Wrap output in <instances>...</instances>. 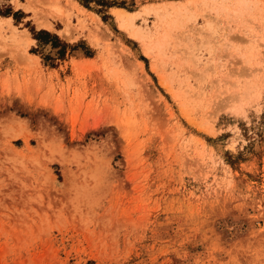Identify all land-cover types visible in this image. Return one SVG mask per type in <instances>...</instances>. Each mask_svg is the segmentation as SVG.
Masks as SVG:
<instances>
[{"label": "rangeland", "instance_id": "rangeland-1", "mask_svg": "<svg viewBox=\"0 0 264 264\" xmlns=\"http://www.w3.org/2000/svg\"><path fill=\"white\" fill-rule=\"evenodd\" d=\"M0 264H264V0H0Z\"/></svg>", "mask_w": 264, "mask_h": 264}, {"label": "trees", "instance_id": "trees-1", "mask_svg": "<svg viewBox=\"0 0 264 264\" xmlns=\"http://www.w3.org/2000/svg\"><path fill=\"white\" fill-rule=\"evenodd\" d=\"M33 38L38 43L50 42L53 47L59 49L57 54L58 58H62L64 56L67 44L61 42L57 36L49 34L46 31H39L33 34Z\"/></svg>", "mask_w": 264, "mask_h": 264}, {"label": "bare ground", "instance_id": "bare-ground-1", "mask_svg": "<svg viewBox=\"0 0 264 264\" xmlns=\"http://www.w3.org/2000/svg\"><path fill=\"white\" fill-rule=\"evenodd\" d=\"M61 15L64 16V17H67V14H66L65 12H63V11L61 12ZM42 25H43V24H42ZM119 27H120V28H123V29H127V27L124 25V21H123L122 18H120V20H119ZM129 29H130V35H131L132 37H134V38H139V33H138V31L134 30V29L132 28V26H129ZM65 33L68 34V35L71 34L70 31H69V29H66V30H65Z\"/></svg>", "mask_w": 264, "mask_h": 264}]
</instances>
